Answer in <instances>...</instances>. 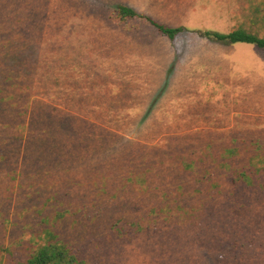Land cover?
Listing matches in <instances>:
<instances>
[{
    "label": "rangeland",
    "instance_id": "374dc122",
    "mask_svg": "<svg viewBox=\"0 0 264 264\" xmlns=\"http://www.w3.org/2000/svg\"><path fill=\"white\" fill-rule=\"evenodd\" d=\"M239 28L264 0H0V264L48 229L84 264H264V48L199 32Z\"/></svg>",
    "mask_w": 264,
    "mask_h": 264
},
{
    "label": "trees",
    "instance_id": "16d2710c",
    "mask_svg": "<svg viewBox=\"0 0 264 264\" xmlns=\"http://www.w3.org/2000/svg\"><path fill=\"white\" fill-rule=\"evenodd\" d=\"M118 13L122 18H135L139 15L133 7L125 4L118 6ZM142 17L171 39H174L184 29V27H171L165 25L150 16ZM199 32L202 37L224 44L247 43L264 48V37L254 35L242 28L228 33L201 30ZM44 239L45 242L31 254L26 264H84L68 245L58 240L57 236L50 229L45 231Z\"/></svg>",
    "mask_w": 264,
    "mask_h": 264
}]
</instances>
